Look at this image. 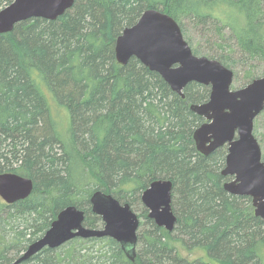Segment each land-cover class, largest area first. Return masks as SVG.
Segmentation results:
<instances>
[{
	"label": "trees",
	"instance_id": "obj_1",
	"mask_svg": "<svg viewBox=\"0 0 264 264\" xmlns=\"http://www.w3.org/2000/svg\"><path fill=\"white\" fill-rule=\"evenodd\" d=\"M11 1L0 0V8ZM217 4L235 7L242 17L226 24L211 17L205 8ZM145 7H159L172 18L177 13L213 18L217 30L219 25L231 29L244 53L264 58L258 0H149L147 5L138 0H78L73 13L55 21L21 22L0 35V174L32 179L35 191L40 189L55 204L54 215L63 206H79V200L86 205L91 227L98 218L89 207L94 191L135 198L149 183L171 180L181 194L176 209L180 229L173 234L188 235L183 241L188 246H201L199 264H264V221L254 216L249 197L223 190L220 171L226 149L207 157L198 154L192 138L198 118L187 104L170 95L159 75L135 59L125 66L115 61L116 38ZM140 174L143 181L128 187ZM59 190L63 201L57 200ZM30 202L37 207V199ZM49 221L35 238L21 241L25 237L19 235L20 240L8 244L13 256L5 255L6 235L0 229V264H12L47 230ZM148 227L153 239L146 247L142 241L135 264H149L144 260L148 256L152 264H191L179 255L169 233L150 221ZM105 241L108 255L74 239L66 257L44 249L20 264H123L118 244Z\"/></svg>",
	"mask_w": 264,
	"mask_h": 264
},
{
	"label": "water",
	"instance_id": "obj_2",
	"mask_svg": "<svg viewBox=\"0 0 264 264\" xmlns=\"http://www.w3.org/2000/svg\"><path fill=\"white\" fill-rule=\"evenodd\" d=\"M73 3L74 0H12L0 8V35L12 32L15 25L30 19L55 21ZM114 57L121 66L135 59L157 73L177 94L189 83L210 88L209 100L190 108L206 121L193 133L196 150L207 156L226 147L221 176L231 180L223 184V190L232 196L251 198L254 216L264 221V160L253 136L254 120L264 111V75L243 88L231 90L232 72L217 61L195 57L175 20L155 9L145 10L134 25L123 29L115 40ZM32 187L27 177L0 174V199L8 205L27 199ZM170 200L171 183L166 180L152 182L141 197L150 210L148 217L167 231L172 230L175 221ZM89 204L92 213L104 221L103 230L86 229L84 212L73 206L65 207L43 237L15 264L28 261L44 247L56 249L74 238H111L133 260L139 223L129 205H121L100 191L91 194Z\"/></svg>",
	"mask_w": 264,
	"mask_h": 264
},
{
	"label": "rangeland",
	"instance_id": "obj_3",
	"mask_svg": "<svg viewBox=\"0 0 264 264\" xmlns=\"http://www.w3.org/2000/svg\"><path fill=\"white\" fill-rule=\"evenodd\" d=\"M138 1H140V3H142V5L145 3L147 5V2L149 0H138ZM77 2H78V0H74L72 7L70 9H68L65 13H67V12L73 13L74 12L73 7L75 6V3H77ZM258 3H259V9H260L259 18L261 21H264V0H258ZM220 6H221V4L213 5L211 7L215 8V9L212 8L210 10L209 8H205V10L207 12H210L209 15L211 17H217L218 19H221L222 22H224L225 24H226L227 20H230V18L231 19L234 18V20L236 22H238V20H239L238 16L240 17L241 15L235 7H231V8L222 7L221 8ZM149 9H155L157 11L162 12V10L159 7L148 8V9L145 7L143 9V11H141V14L145 10H149ZM173 19L177 23V25H178L181 33H182L183 39L185 40V42L187 43V45L189 46V48L191 49V51L195 57H198V58L204 57L207 60L217 61L223 67H225L226 69H228L232 72L233 78H232L231 90H237V89L243 88L245 85H247L249 83V81H248L249 76H254V79H255V78H260L264 75V58L263 57H250L246 53H244L241 50V48L238 46L233 32L231 31V29L227 28L226 25H224V26L219 25L218 26L219 30H217V27H214L216 21L213 20V18H205V17L204 18H202V17L197 18L195 15L190 14V13H185V14L184 13H177ZM136 21L130 25L131 26L134 25L136 23ZM239 24H240V26L243 27V25L241 23H239ZM130 25H127V26L125 25V27H123L121 29L119 35L122 33L123 29L130 27ZM262 45L264 47V39L262 41ZM155 74H157V73H155ZM158 78L166 86L169 94L170 95L173 94L175 99L180 101L181 103L187 104L188 110L195 117L198 118L197 125L195 126V128L193 130V133H194V131L197 128H199L201 126V124L205 123L206 121L204 119H202L201 117H199L197 114L193 113L190 108L194 105L205 104L209 100L210 88L209 87L205 88L206 86L202 87V85L199 86L198 84H195V83H189L183 88V90L181 91L180 94H177L173 90H171V88L168 86V84L166 82H164L160 76H158ZM205 91L206 92L208 91V94L206 95L205 99L202 100L201 98H203L205 96ZM169 94H168L167 100L170 102V100L173 98ZM59 102H61V101H59ZM164 102H166L165 99H164ZM262 113L254 120L253 136L255 137V139L257 140V142L260 146L262 159L264 160V139L262 138V135L264 134V113L263 114ZM71 122H72V127L74 129L73 121H71ZM63 125H62L61 129H63L62 133H63V136H65L66 135V131H65L66 125H64V126ZM51 129H53L52 124H51ZM52 132H53V130H52ZM53 134H54V132H53ZM54 136H55V134H54ZM192 138H193V134H192ZM58 146H60V148H62L64 150V147L60 142H59ZM194 147H195V144H194ZM222 148L226 149L225 146ZM194 149L197 152L196 147ZM212 153H214V152H212ZM212 153H210V154H212ZM226 154H227V151L225 152L224 157H226ZM209 155H207V156H209ZM201 156L207 157L204 155H201ZM224 157H223V164H221L222 169L225 166V158ZM222 169H221V171H222ZM221 171H220V175H221ZM134 178H136V180H130V182H129L130 184L128 185V187L133 186V184H136V183L140 184L143 181L142 174H140L139 176L134 177ZM221 178H222L221 181L223 182V184H225L231 180L229 177H222L221 176ZM30 180L32 181L33 187H32L31 194L29 195V197L27 199L17 201L16 203L11 204V205L4 203L0 199V229L3 230L5 232V235H6V238H5L6 239V245H4L5 250H6V252H5L6 256H13L14 250H10L8 248V244H11L14 240H20L21 238H19V239L17 238L19 235H23L25 237L21 241H26L28 237L29 238L30 237L35 238L36 237V231L43 229L44 225H45V221H47V220H50V221L48 222L49 224H48V228L46 231L49 230L51 223L53 222L51 220L55 219L56 214H58V213H56L54 215L55 204L51 205V203L48 202L49 199H47V196L43 192H41L40 189L37 188L35 191L33 180L32 179H30ZM168 181L171 183V200H170L171 213L175 219L171 231H167L164 227H157L154 219L148 217L150 210H148L145 207V205L141 202V197H142L143 192L149 187V185L151 183H149V185L145 189L140 191V193H136L135 198L130 197L128 195L123 196L124 195L123 192H122V194H120L121 196H118L117 198H115L114 195H111L113 197V199L118 201L121 205H123V204L129 205L131 211L137 216L139 226L136 230V240L137 241H136V245H135V253H134V259L133 260H129L125 256L124 252L122 251L120 244L111 238L106 237V238H101V239H96V238H93V239L74 238V239H80L81 241L89 242L90 243L89 247L93 248V250L96 251L98 255H101L102 253H105V252H106V255H108V250H107L108 243H107V241H105V239L112 240L113 242L118 244L121 252L124 254L125 261H123V264H129V263L135 264L137 261L136 258H137V254L139 252L142 241H144V246L146 247L147 243H149V246H150V242L148 240L153 239L152 237H148V235H150V234H148V231H147L149 228L148 222L150 221L154 224L155 227L158 228L159 231H164L167 234L169 233L172 241L174 242L175 246L177 247V250L179 251V255L182 256V258L188 259L189 261H191V264H194V263L199 264L198 263V261H199L198 256L200 255L199 251L201 249V246L194 245V247H191V243H189V246H188L183 242L184 240H189L190 237L188 235L180 236L178 234H175V235L173 234V233H176V231L179 228V223H178L179 214H178V211H176V209L178 207V203H179L181 194L177 188L176 189L173 188V182L171 180H168ZM102 193H104V192H102ZM60 194H62V193L59 190L58 195H60ZM104 194H106V193H104ZM107 195H109V194H107ZM90 197H91V195L89 196V199H90ZM31 199H33V200L37 199L38 200V205L36 208H34L32 206V204L30 202ZM64 199H65V195H63V194L61 195V197L57 198L58 201H63ZM75 203L78 204L79 206H76V205H69V206H73V207H75L79 210H82L84 212L83 226L86 229L97 230V231H101L104 229L105 223L102 220V218L99 216H97L98 218H95L97 220L94 221L95 222L94 226L93 227L89 226L90 223H89V220L87 219L88 212L86 209V205L81 204L79 200H75ZM63 207H65V206H63ZM63 207L61 209H64ZM66 207H68V205H66ZM89 207H90V211H91V205L90 204H89ZM91 213H92V211H91ZM23 215H25V216L22 217ZM93 215H95V214H93ZM14 231H16L15 234H14ZM45 232L39 238H37V240L35 239L33 242L26 245L25 248L15 256V259L12 262V264H15V262L19 258L24 256L27 249L33 243L40 240L43 237V235L45 234ZM144 236H146V237H144ZM74 239H72V240H74ZM72 240L66 242L65 244L61 245L60 247H58L56 249H51V250H55L60 255L66 257L69 249L71 248L70 243ZM47 248L48 247H44L41 251H39L38 253L31 256L29 260H31L32 258L34 259L38 255H40V253L44 249H47ZM69 253H68V255H69ZM144 260L146 262H148L149 264L153 263V259L151 256H148Z\"/></svg>",
	"mask_w": 264,
	"mask_h": 264
},
{
	"label": "bare ground",
	"instance_id": "obj_4",
	"mask_svg": "<svg viewBox=\"0 0 264 264\" xmlns=\"http://www.w3.org/2000/svg\"><path fill=\"white\" fill-rule=\"evenodd\" d=\"M251 199V198H250Z\"/></svg>",
	"mask_w": 264,
	"mask_h": 264
},
{
	"label": "flooded vegetation",
	"instance_id": "obj_5",
	"mask_svg": "<svg viewBox=\"0 0 264 264\" xmlns=\"http://www.w3.org/2000/svg\"><path fill=\"white\" fill-rule=\"evenodd\" d=\"M252 201V200H251Z\"/></svg>",
	"mask_w": 264,
	"mask_h": 264
}]
</instances>
